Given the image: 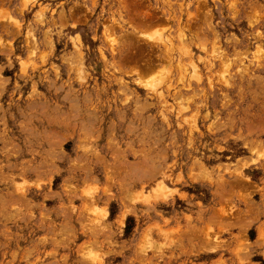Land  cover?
<instances>
[{
	"label": "rangeland",
	"instance_id": "1",
	"mask_svg": "<svg viewBox=\"0 0 264 264\" xmlns=\"http://www.w3.org/2000/svg\"><path fill=\"white\" fill-rule=\"evenodd\" d=\"M0 264H264V0H0Z\"/></svg>",
	"mask_w": 264,
	"mask_h": 264
}]
</instances>
